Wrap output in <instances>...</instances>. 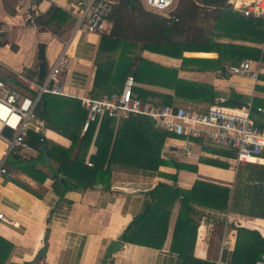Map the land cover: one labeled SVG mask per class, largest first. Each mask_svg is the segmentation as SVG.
Listing matches in <instances>:
<instances>
[{
  "label": "trees",
  "instance_id": "1",
  "mask_svg": "<svg viewBox=\"0 0 264 264\" xmlns=\"http://www.w3.org/2000/svg\"><path fill=\"white\" fill-rule=\"evenodd\" d=\"M172 15L174 16L168 17L152 11L146 8L142 0H118L113 6L108 27L99 32L101 41L95 59L96 75L88 95L101 98L120 92L126 78L132 75L136 82L134 96L143 102L148 101L159 106L179 107L175 103L176 97L205 98L212 104L216 97L222 96L212 86H209L208 92V87H204L202 83L181 78L176 67L140 56L138 49L181 57L183 69L189 67V62L200 64L204 61L203 58L183 56L185 51H217L218 63L224 61L230 66H238L248 57L264 61V50L261 47L234 42L257 32L259 43H263L264 20L244 16L230 0H178ZM33 17L37 25L54 28L69 20L71 14L52 5L46 13ZM4 36L5 34H0V45L6 43L2 38ZM220 37L229 41H218ZM135 61H138L137 65ZM195 67L198 68L197 65ZM1 76L6 79L5 75ZM141 84L173 89V93L159 92ZM246 102L245 95L231 91L222 103L236 107ZM252 105V115L256 123L264 128V101L254 98ZM36 115L46 120L47 128L68 137L72 144L64 147L45 134L31 130L27 141L35 147L37 154L26 155L18 150L12 151L5 160L4 177L7 180L23 185L16 178H12L14 170L22 171L41 183L50 177L55 191L64 195L72 189H87L97 185L109 189L113 167L117 164L154 172L159 171L162 165L197 171L194 164L179 162L171 156H162L169 137L184 136L158 128L150 116H131L117 120L115 117L103 115L82 133L87 110L82 106L81 99L51 93L42 96L36 107ZM191 140L202 144L205 142L204 137H193ZM93 142L97 150L87 159ZM218 147L215 152L227 158H235L233 151L219 145ZM202 161L224 168L231 165L229 161L219 159ZM52 162L56 167L52 166ZM161 188L170 190V200L179 198L181 202L171 246L172 250L179 253L180 264H215L194 256L199 224L194 218L198 214L196 205L264 218V164L246 162L239 166L234 188L200 179L195 181L190 190L158 184L150 191L151 200L146 204L145 210L134 217L120 236L123 243L154 247L164 244L172 205L168 207V202L158 199L157 194ZM236 229L238 235L232 264H264L262 233L242 226ZM12 249L13 244L0 236V264L5 263Z\"/></svg>",
  "mask_w": 264,
  "mask_h": 264
},
{
  "label": "crops",
  "instance_id": "2",
  "mask_svg": "<svg viewBox=\"0 0 264 264\" xmlns=\"http://www.w3.org/2000/svg\"><path fill=\"white\" fill-rule=\"evenodd\" d=\"M90 1L0 0V34H5L2 38L6 40L5 44L0 45V68L6 79L25 93L33 94L39 79L40 63H45L47 73L59 54L65 50L72 62L71 68L63 73L64 85L69 92L66 96L79 98L88 94L95 80V59L101 41L99 32L88 30L86 24L78 26L79 17ZM230 3L234 4L232 0ZM52 5L69 12L71 18L54 28L37 25L33 15L46 13ZM217 40L229 41L225 37ZM234 42L264 50V41L259 43L257 32ZM41 45L44 46L43 52L40 50ZM137 53L154 62L178 68L181 78L202 83L204 87H208V92L209 86H212L222 95L216 97L214 103L221 98L225 100L231 91L245 95L247 102H252L254 98L264 101L262 60L248 57L242 61L250 59L253 61L252 66L259 68L258 79L255 80L249 74L235 70L242 62L238 66H230L224 61L218 63L217 51H185L183 56L203 58L204 61L200 64L189 62V67L184 69L181 68V57L147 49H138ZM137 64L138 61H135V65ZM21 72L32 80V86L22 85L15 78ZM142 86L173 93V89L160 86ZM175 103L202 112L214 104L205 98L195 97H176ZM45 135L64 147L72 144L68 137L51 128H47ZM0 142L5 146L4 141ZM184 143L197 154V159L186 156L187 147L183 146ZM204 144L186 138L169 137L163 151V157L171 156L179 162L194 164L197 171L162 165L159 171L154 172L117 164L113 167L109 189L97 185L87 189H72L61 195L53 188L50 177L41 183L22 171L14 170L12 178L23 185L0 177V213L7 218L0 219V236L13 244L4 264H180V255L171 246L181 202L179 198L170 200V190L166 188L159 189L157 194L158 199L168 202V207L172 205L164 244L154 247L123 243L120 236L134 217L145 210L146 204L151 200L150 191L160 183L190 190L195 181L200 179L234 188L239 167L235 170L202 161L219 159L229 161L232 165L233 158L215 152L218 145L206 138ZM4 146L0 148V154ZM96 150L93 142L87 159ZM36 154L35 152L33 155ZM252 160V163L264 164L263 160ZM51 164L56 167L55 163ZM46 170L49 171L48 168ZM162 172L168 175H163ZM196 210L198 214L194 218L199 224L194 256L199 260L232 264L238 235L236 227L257 229L264 236V218L245 216L206 205H196ZM191 233H194V228Z\"/></svg>",
  "mask_w": 264,
  "mask_h": 264
},
{
  "label": "built area",
  "instance_id": "3",
  "mask_svg": "<svg viewBox=\"0 0 264 264\" xmlns=\"http://www.w3.org/2000/svg\"><path fill=\"white\" fill-rule=\"evenodd\" d=\"M118 0H91L84 13L79 17L78 26L86 24L90 31H104L109 24V17L114 4ZM146 8L172 17V12L178 0H142ZM234 6L247 17L264 20V0H232ZM30 17H28L29 19ZM252 60H245L235 68L242 74H249L258 79L259 68L252 66ZM70 56L64 50L51 65L44 79L37 83L35 94H28L15 87L9 80L1 76L0 68V139L5 142V148L0 154V177L6 174L5 160L12 151L26 155L36 152L35 147L27 141L32 130L45 134L47 122L36 115V107L46 93L67 95L63 81V73L71 68ZM1 67V64H0ZM22 85L32 86V80L24 72L15 75ZM135 79L129 75L120 92H113L101 98H93L88 94L79 96L82 106L87 110V117L82 131L86 132L90 124L103 115H109L120 120L131 116H150L155 125L163 130L184 136L187 140L193 137H204L215 144L235 153L232 168L238 169L246 162L264 161V128L260 127L252 115V102L230 107L222 102L223 98L210 105L204 112L186 107L159 106L152 102H143L135 97L133 88ZM261 110V108H259ZM6 127L14 130L12 136L3 135ZM186 156L197 159V154L189 150L186 143ZM92 165V163H89ZM0 219L7 220L3 213Z\"/></svg>",
  "mask_w": 264,
  "mask_h": 264
},
{
  "label": "water",
  "instance_id": "4",
  "mask_svg": "<svg viewBox=\"0 0 264 264\" xmlns=\"http://www.w3.org/2000/svg\"><path fill=\"white\" fill-rule=\"evenodd\" d=\"M40 50H41V52L44 51V46L43 45H41V49ZM42 59H43V55H42ZM39 68H40L39 69V79L42 80V79H44L45 74H46L45 63L43 61L40 63V67ZM13 132H14V130L12 128L6 127L4 129V131H3V135L5 137H7V138H10L12 136Z\"/></svg>",
  "mask_w": 264,
  "mask_h": 264
},
{
  "label": "bare ground",
  "instance_id": "5",
  "mask_svg": "<svg viewBox=\"0 0 264 264\" xmlns=\"http://www.w3.org/2000/svg\"><path fill=\"white\" fill-rule=\"evenodd\" d=\"M0 140H2V139H0ZM3 141V140H2ZM4 145H3V143H1L0 142V148H2ZM4 148H5V146H4ZM3 151H4V149H3ZM3 153V152H2Z\"/></svg>",
  "mask_w": 264,
  "mask_h": 264
},
{
  "label": "rangeland",
  "instance_id": "6",
  "mask_svg": "<svg viewBox=\"0 0 264 264\" xmlns=\"http://www.w3.org/2000/svg\"><path fill=\"white\" fill-rule=\"evenodd\" d=\"M40 49H41V46H40ZM5 62L10 63L9 60H7V61L5 60ZM5 65H6V64H5ZM230 167H232V165H231ZM235 170H236V168H235Z\"/></svg>",
  "mask_w": 264,
  "mask_h": 264
}]
</instances>
